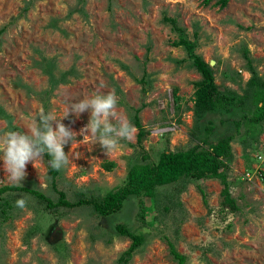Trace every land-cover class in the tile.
Returning a JSON list of instances; mask_svg holds the SVG:
<instances>
[{
	"label": "rangeland",
	"instance_id": "obj_1",
	"mask_svg": "<svg viewBox=\"0 0 264 264\" xmlns=\"http://www.w3.org/2000/svg\"><path fill=\"white\" fill-rule=\"evenodd\" d=\"M217 2L0 0V133L28 131L41 108L61 118L95 92L115 93L117 111L135 128L132 140L120 141L107 154L90 136L79 135L90 111L79 116L70 111L62 122L78 135L73 146L65 145L70 164L60 170L57 189L46 156L35 167L29 162L24 180L14 184L6 180L2 153L0 187L27 186L54 201L61 190L70 201L91 199L122 186L134 162L201 144L209 122L215 124L210 141L236 132L232 121L241 112H195L196 81L202 77L186 45H173L178 28L185 29L194 53L214 61L217 83L238 94L247 93L251 68L264 81V0ZM165 16L175 18L178 28ZM53 64L51 74L57 79L66 74L65 80L52 83L46 67ZM135 114L148 131L142 144ZM242 133L232 141L228 172L238 211L221 210L219 178L185 177L160 186L156 202L145 199V220L135 196L104 216L92 205L48 208L33 194L7 191L2 195L12 207L5 219L8 207L0 205V264H178L167 240L187 256L186 264H264V181L244 176L264 150V123L253 137L244 136L245 128ZM21 197L24 209L15 203ZM122 222L144 236L126 263L120 258L131 240L118 233Z\"/></svg>",
	"mask_w": 264,
	"mask_h": 264
},
{
	"label": "trees",
	"instance_id": "obj_2",
	"mask_svg": "<svg viewBox=\"0 0 264 264\" xmlns=\"http://www.w3.org/2000/svg\"><path fill=\"white\" fill-rule=\"evenodd\" d=\"M213 0H205V4H210ZM229 0H218L221 6L227 5ZM165 20L170 22L173 27L178 28L177 20L175 18L166 17ZM179 39L176 40L173 45H186L189 49L192 64L197 71L201 74V79L196 81L199 87L197 96L195 98V112L202 114L206 111L223 110L228 113H236V111L243 113L240 118L232 121L235 124L236 132L229 133L218 139L209 140V137L214 132L215 124L209 122L205 127L206 137L201 144H195L189 149L183 150H171L166 149L160 152L157 160L145 162H134L131 165L126 182L103 196H94L93 198H80L78 201H70L66 198L65 192L61 190V195L58 201H54L42 191L27 186L19 185H5L0 187V205H4L7 208H3L5 219L9 218V207L11 206L9 200L5 199L2 195L7 191L22 190L27 193L33 194L40 200L47 201L48 208H56L60 206L76 207L81 205H92L96 211L104 216H111L119 212L126 200L131 197H137L138 203L141 204L142 218L145 220L144 212L147 207L145 199L149 198L151 201L158 196V188L173 184L174 182H180L182 178L189 179H203V178H219L223 184L221 190L222 200L220 202V208L223 211H238L240 206L237 199L231 192V183L228 180V172L230 169V161L233 158L232 141L242 135V128H245L246 133L244 136H254L255 131L262 129L264 123V81H260L253 68L251 71L253 77L249 81V88L244 95L220 86L216 81V76L213 68L209 62H206L204 58L194 53L195 42L188 40L185 34V29L178 28ZM52 67V68H50ZM54 64L47 66V72L50 74L53 71ZM57 81L65 80V75L60 79L55 77V74H51ZM133 122L138 127L137 140L139 144L148 137V131L145 130L139 116L135 114L133 116ZM257 136V135H256ZM258 137V136H257ZM258 141V138L256 139ZM215 141V142H213ZM144 152V150H143ZM149 152L144 155V159L149 158ZM47 160L50 157L45 155ZM251 161L247 163V167ZM113 162L105 164L107 170L113 168ZM49 171L53 180V187L57 189V177L60 170H54L49 165ZM204 193L202 187L200 188ZM1 207V206H0ZM12 207V206H11ZM116 229L119 234L129 237L131 244L127 248L120 258V261L128 262L134 253L143 245L144 236L142 233L131 229L127 223L122 222L116 225ZM170 251L178 264H186L187 256L181 253L173 241L167 240Z\"/></svg>",
	"mask_w": 264,
	"mask_h": 264
},
{
	"label": "clouds",
	"instance_id": "obj_3",
	"mask_svg": "<svg viewBox=\"0 0 264 264\" xmlns=\"http://www.w3.org/2000/svg\"><path fill=\"white\" fill-rule=\"evenodd\" d=\"M117 105L115 93L95 92L74 102L61 118L41 108L38 122H34L28 131L6 130L0 133V153L7 174L6 180L9 183L20 184L27 175L28 163L31 162L35 167L36 162L42 161L45 155L50 157L49 165L54 170H61L70 164L65 145L71 141L73 146L78 135L62 122L70 111L77 116L90 111L89 122L80 130L79 135L90 136L94 144L99 143L107 154L116 150L120 141L132 140L135 128L117 111ZM15 203L21 209L27 206L24 197L17 199Z\"/></svg>",
	"mask_w": 264,
	"mask_h": 264
},
{
	"label": "built area",
	"instance_id": "obj_4",
	"mask_svg": "<svg viewBox=\"0 0 264 264\" xmlns=\"http://www.w3.org/2000/svg\"><path fill=\"white\" fill-rule=\"evenodd\" d=\"M264 150H260V152L255 156V165L253 166V170H245L244 176L245 179L255 182L254 180L256 177H259L261 181H264ZM242 180H244L242 176Z\"/></svg>",
	"mask_w": 264,
	"mask_h": 264
},
{
	"label": "water",
	"instance_id": "obj_5",
	"mask_svg": "<svg viewBox=\"0 0 264 264\" xmlns=\"http://www.w3.org/2000/svg\"><path fill=\"white\" fill-rule=\"evenodd\" d=\"M210 64H211V65H214V61L212 60V61L210 62Z\"/></svg>",
	"mask_w": 264,
	"mask_h": 264
}]
</instances>
